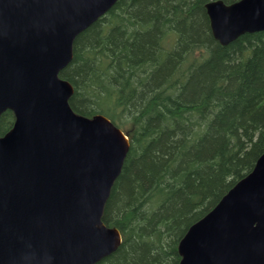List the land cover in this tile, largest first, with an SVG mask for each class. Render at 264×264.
<instances>
[{
  "label": "trees",
  "instance_id": "trees-1",
  "mask_svg": "<svg viewBox=\"0 0 264 264\" xmlns=\"http://www.w3.org/2000/svg\"><path fill=\"white\" fill-rule=\"evenodd\" d=\"M208 1L117 0L59 71L73 111L107 117L129 143L101 217L122 241L94 264H179L188 227L264 153V30L221 45ZM13 123L2 112L0 136Z\"/></svg>",
  "mask_w": 264,
  "mask_h": 264
},
{
  "label": "water",
  "instance_id": "water-1",
  "mask_svg": "<svg viewBox=\"0 0 264 264\" xmlns=\"http://www.w3.org/2000/svg\"><path fill=\"white\" fill-rule=\"evenodd\" d=\"M117 0H0V264H94L121 236L101 219L128 151L107 117L76 113L59 71ZM226 45L264 30V0L205 3ZM179 264H264V153L178 242Z\"/></svg>",
  "mask_w": 264,
  "mask_h": 264
}]
</instances>
